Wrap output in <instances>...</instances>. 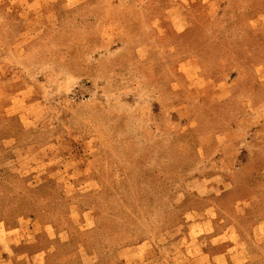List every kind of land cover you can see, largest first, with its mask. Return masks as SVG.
Segmentation results:
<instances>
[{"label":"rangeland","instance_id":"rangeland-1","mask_svg":"<svg viewBox=\"0 0 264 264\" xmlns=\"http://www.w3.org/2000/svg\"><path fill=\"white\" fill-rule=\"evenodd\" d=\"M0 264H264V0H0Z\"/></svg>","mask_w":264,"mask_h":264}]
</instances>
